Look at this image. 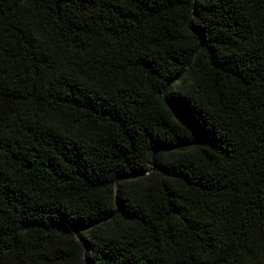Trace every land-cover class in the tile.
I'll return each instance as SVG.
<instances>
[{
    "label": "trees",
    "instance_id": "trees-1",
    "mask_svg": "<svg viewBox=\"0 0 264 264\" xmlns=\"http://www.w3.org/2000/svg\"><path fill=\"white\" fill-rule=\"evenodd\" d=\"M0 264H264V0H0Z\"/></svg>",
    "mask_w": 264,
    "mask_h": 264
}]
</instances>
